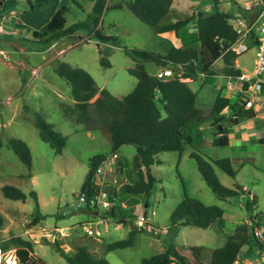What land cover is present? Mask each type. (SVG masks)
<instances>
[{"label":"rangeland","instance_id":"obj_1","mask_svg":"<svg viewBox=\"0 0 264 264\" xmlns=\"http://www.w3.org/2000/svg\"><path fill=\"white\" fill-rule=\"evenodd\" d=\"M28 1L8 0L3 3L10 5L4 11L3 24L6 28H14L16 32L10 36L0 34V214L4 219L0 226V245L14 236L33 241L35 244L30 264L36 260L43 261V264H68L55 250L53 241H57L67 254H72L77 245L86 244L95 257L104 256L110 264H140L143 258L160 253L170 244H174L178 251L187 254L190 252L193 255V264H208L213 250L222 246L227 236L235 232L236 227L247 224L251 231L253 218L256 219L255 224L262 223L263 219L260 217L264 216V144L256 138L261 136L262 125L264 128V114L261 113L260 119L248 117V114L244 118L235 116L241 108L253 109L254 104L245 100L248 96L243 92L237 99L235 95L231 96L234 104L231 107L232 121L226 122L232 128L229 144L215 146L206 151L208 158H233V166L238 170L235 177L228 176L219 168H216V173L227 187L238 183L243 189L239 196L219 198L200 174L195 160L189 156L192 148L185 145L181 153L165 150L157 155L159 163L151 166L157 181L149 197L133 194L115 197L118 205L116 211L120 217H111L104 214L105 212L87 214L71 209L69 204L79 193L89 169V160L96 154H108L105 162L106 173L97 180L99 183L101 181L102 188L108 187L118 191L122 183L134 181L135 174L129 172L133 162L134 145L121 147L119 163L115 156L110 154V143L100 131L85 130L75 122L71 88L68 82L55 72L56 62L51 60L50 64H43V53L39 50L30 53L32 49L46 48L33 42L31 31L43 30L39 24L43 23L44 18L36 11H44L49 5L44 9H30ZM31 1L33 3V0ZM126 1L109 0V5L119 2L124 4ZM54 2L55 0L52 3ZM205 3L212 5L211 0H175L165 22H173L193 13L196 14L195 19L200 21L197 13L199 10H205V6L199 5ZM248 3L249 0H221L218 8L232 12L239 9L235 4ZM69 7L67 24L79 20L75 12L76 4L71 2ZM24 12L35 13L28 18L33 24L31 27L18 24ZM101 20V33L117 37L119 43L112 47L107 55L109 67L100 65L95 38L85 41L79 34L62 37L59 46L52 48L48 55L51 57L56 51L63 49L64 60H60L84 68L99 86L108 88L116 96H123L134 88L137 81L136 77L128 72V67L132 66L134 61L126 54L125 48H144L162 53L161 37L125 5L122 8L106 10ZM195 21L193 20L194 23ZM188 27L189 25L181 29L185 33L183 37L177 35L175 42L180 44L178 46L188 42L198 45V41H195L197 36L188 32ZM172 33L169 32L171 35L165 37L171 39ZM162 42L163 46L168 44L164 40ZM237 63L246 67V73L251 72L254 68V49L250 48L239 55ZM213 67L218 73L213 82L203 84L201 75L195 79L197 81L191 82L192 86L200 84L198 92L202 88L207 89L203 96L201 94L198 97V105L206 116L202 121L203 125H207L216 116L211 112L214 100L218 93L224 95V89L226 90L224 87H216L224 81L223 74L219 72L222 60L215 62ZM146 68L154 74L159 67L146 63ZM259 78L264 79V75ZM181 79L189 81L187 78ZM259 94L264 98V84ZM262 104L264 105V99ZM36 113L67 136L61 153H56L49 143L40 138L34 124ZM212 131L211 128L207 129L205 136L211 138ZM11 138L22 139L28 144L32 156L31 168L28 169L9 147ZM109 167L113 170L110 171ZM6 183L22 188L28 198L22 201L5 197L1 186ZM244 185L254 193L249 195L256 199L252 209L247 205L248 190L243 188ZM31 190L37 193L40 211L38 216L36 200L30 196ZM185 195L205 204L219 205L224 211L223 218L216 220L208 228L193 225L172 226L171 213ZM153 210L155 215L152 216L150 214ZM143 211L150 217L143 225H136L135 217ZM74 212L76 213L73 214ZM86 227H92L100 234L90 236ZM134 227H138V230L131 246L107 251L105 243L126 238ZM15 247L17 248L11 244L9 248ZM16 254L21 257L19 252ZM255 256L262 255L254 252L252 260L242 259L241 263L260 264V260L255 259Z\"/></svg>","mask_w":264,"mask_h":264},{"label":"trees","instance_id":"obj_2","mask_svg":"<svg viewBox=\"0 0 264 264\" xmlns=\"http://www.w3.org/2000/svg\"><path fill=\"white\" fill-rule=\"evenodd\" d=\"M53 1L33 0L30 9H44ZM174 1L127 0L124 4L119 2L109 5V0H95L85 18L67 24L69 4L71 2L79 4V2L78 0H61L52 13L46 28L40 31L33 30L34 40H31L47 46L62 37L85 32V35H79L80 38L86 39L85 41L95 38L100 55V65L109 67L107 55L112 47L119 43L117 37L104 35L100 31L101 18L105 11L122 8L125 5L139 20L150 26L156 34L171 30L178 32L181 28L187 27L196 14L178 18L173 22H165ZM211 2L213 9H202L197 13L200 19L198 35L195 39L199 43L197 46L191 43L176 46L168 39L162 38L160 42L162 53L144 48H125L126 54L134 61L133 65L128 67V72L137 79L134 88L126 95L116 96L108 88L99 86L94 77L82 67L73 66L60 59L54 60L56 62L55 72L70 85V93L74 100L73 118L75 122L85 130L100 131L110 143V154L114 155L119 163L118 150L124 145L135 146L132 167L129 170L135 174V179L131 183H122L118 191L103 187L112 198L122 194L149 197L157 181L151 171V166L154 163H159L157 155L165 150L181 153L185 145L192 148L189 156L195 160L200 174L219 198L239 196L243 191L238 183H235L233 187H227L220 181L216 173V168H219L228 176L235 177L238 170L233 166V158L212 159L206 156L207 150L215 146L229 144L231 127L227 126L226 122L229 118L223 111L234 104L229 97L217 94L211 109V112L216 116L208 123L213 130V136L208 138L205 136L207 129H200L206 116L198 105V93L181 79H197L202 75L203 84L213 82L214 77L218 75L213 66L219 59L222 60V67L219 71L221 74L233 77L242 73L239 68L235 67V61L239 54L227 50L237 38V32L228 22V17L233 15V11L220 10L218 6L221 0H211ZM8 6L7 4L0 5V17L3 16ZM238 8L243 13L245 12L241 6ZM201 11L204 12L202 16H200ZM163 40L168 44L163 46ZM146 63H153L160 67H172L175 70V75L171 78H159L147 70ZM154 81H156L155 86ZM252 110V108H241L235 113V116L244 118ZM34 124L40 138L49 143L56 153H61L66 145L67 136L56 130L40 114H35ZM256 140L264 144V136H259ZM8 145L27 165L28 169L31 168L32 156L28 144L22 139L11 138ZM107 158L108 154L106 153L96 154L90 158L89 169L81 184L80 193L90 196L102 188L95 182V175L98 167L106 162ZM1 192L5 197L13 200L25 201L28 198V194L14 184H3ZM30 196L36 200V215L38 216L40 211L36 191L31 190ZM255 203V197L248 195V207L252 209ZM146 205H148V201H146ZM117 208L118 205H114L110 211L104 214L120 217L117 214ZM78 210L90 214L87 209L80 208ZM223 214L224 211L219 205L205 204L196 198L185 195L173 209L170 219L172 226L193 225L208 228L216 220L222 219ZM260 218L264 223V216ZM3 220V216L0 214V226H2ZM255 222L256 219L253 218L252 224L254 225L251 224V231L247 224L236 227L235 232L227 236L225 243L213 250L208 264H242L241 250L244 246H248L253 253L263 255L264 238L260 239L255 236L253 229L258 225ZM137 230L138 227H134L126 238L105 243L107 251L131 246ZM11 244L17 246V252H19L22 262L26 263L33 257L31 253L35 244L33 241L14 236L4 241L2 248L7 250ZM53 246L68 264H110L104 256L95 257L87 245H77L72 254H67L57 241H53ZM252 255H247L246 258ZM193 259L190 252L188 254L180 252L174 244H170L164 251L143 258L140 264H170L172 262L174 264H193Z\"/></svg>","mask_w":264,"mask_h":264},{"label":"built area","instance_id":"obj_3","mask_svg":"<svg viewBox=\"0 0 264 264\" xmlns=\"http://www.w3.org/2000/svg\"><path fill=\"white\" fill-rule=\"evenodd\" d=\"M8 0H0V4H3ZM240 0H234V2ZM237 6V4H235ZM245 12L241 10L233 11V15L228 17V22L237 32V38L233 41L227 50H232L236 54H243L250 48L254 49V68L249 73H241L237 76L223 75L224 82L218 84L216 87L219 89L226 88L232 91V95L236 97L241 93H245L248 97L245 100L249 104L258 105L263 101V97L259 94L260 89L264 84V79H260L261 75H264V0H249L247 5H240ZM238 7V6H237ZM4 15L0 17V34L12 35L16 31L11 27H5L3 24ZM159 78H171L175 75V70L172 67H162L157 73ZM260 131L261 136H264V128ZM110 164V163H109ZM112 171L113 168L109 167ZM106 173L105 162L98 167L95 175V182L99 178H102ZM116 205L115 197L112 198L110 193L101 188L97 193L86 196L85 193H78L73 202L69 204V207L75 211L78 209H87L91 213L99 214L102 212L110 211L111 208ZM150 215H155L153 210ZM149 214L144 211L139 213L135 217L136 225H143L149 217ZM256 237L263 239L264 223L257 225L253 229ZM88 235L100 234L99 231H95L92 227H86ZM13 249V251H11ZM11 251V252H10ZM17 248H9L7 250L0 245V264H30L24 263L21 257H17ZM264 255V253H263Z\"/></svg>","mask_w":264,"mask_h":264},{"label":"crops","instance_id":"obj_4","mask_svg":"<svg viewBox=\"0 0 264 264\" xmlns=\"http://www.w3.org/2000/svg\"><path fill=\"white\" fill-rule=\"evenodd\" d=\"M61 0H55V2L54 3H52L51 5H49L46 9H44V11L43 10H39V11H36V10H33V11H36V13H39V14H41L42 15V17L44 18L43 19V23L42 24H39L40 26V29H44V28H46V26H47V24H48V22H49V20H50V17H51V15H52V13L54 12V10L57 8V6H58V3L60 2ZM94 1L95 0H78V2H79V4H76V6H77V9H75V12H76V16L78 17V19L79 20H81V19H83V18H85V16L87 15V13L91 10V8H92V5H93V3H94ZM10 6V5H9ZM199 6H205V10H209L210 8H211V4H200ZM33 11H31V12H33ZM25 13V12H24ZM33 14H35V13H30V12H28V14L27 13H25V14H23V15H21L20 17V20H19V22H18V24L19 23H21V24H19L20 26H22V27H27V26H32L33 24L32 23H30L29 21H28V18L31 16V15H33ZM4 15V14H3ZM5 16V15H4ZM193 20H196L195 21V23L193 22ZM193 20H191V22H190V24H189V29L188 28H185V30H189L188 32H191V34H193V35H195V37L198 35V27H199V20L198 19H193ZM22 21V22H21ZM24 21V22H23ZM28 21V22H27ZM102 24V23H101ZM42 25H43V27H42ZM103 25V24H102ZM101 25V26H102ZM100 26V27H101ZM14 29V28H13ZM37 29V28H36ZM182 29V28H181ZM181 29L178 31V32H175L174 30H171V31H166V32H162V33H159L158 34V36H160L161 37V39L162 38H165V39H168V38H166L165 36H168V35H171V34H169V32H173L172 33V37H171V39H168L172 44H174V45H176V46H178V45H180V44H178L177 42H175L176 40L175 39H177V35H180V37H183V34H185V33H183L182 31H181ZM32 32V31H31ZM77 34H79V35H82V34H86L85 32H78ZM8 36H10V35H8ZM62 38H60V39H58V40H56L55 42H53V43H51V44H49V45H47L46 46V48H39V49H32V50H30V53H33V52H35V51H40L41 53H43V60H44V62H43V64H45V63H47V64H50L49 62L52 60V62L55 60V59H62V60H64L63 59V55H64V50L63 49H61L60 51H56V53L53 55V56H51L50 57V55H48V53H50L52 50V48H55L56 46H59V44H60V42H59V40H61ZM179 42H181V41H179ZM185 44H189V42L188 43H185ZM199 44V43H198ZM42 49V50H41ZM47 54V55H46ZM237 60H238V58L236 59V61H235V67H237V68H239L241 71H242V73H245V68L246 67H241L238 63H237ZM218 61V60H217ZM216 61V62H217ZM215 64V63H214ZM159 68L158 69H156V71L154 72V74H156L162 67H160V66H158ZM151 73V72H150ZM151 74H153V73H151ZM187 80H189V81H186L189 85H190V87L193 89V90H195V91H197V89L200 87V84L198 85V86H192L191 85V82H194V81H197V80H195V79H191V78H187ZM224 82V81H223ZM205 91H207V89H205V88H202L201 90H200V92H198L197 91V93H199L198 94V97H199V95H201L202 94V96L204 95V92ZM224 91H225V96H227V97H229L230 99H231V102H232V98H231V96H232V91H230V90H228V89H224ZM230 93V94H229ZM236 97V96H235ZM236 99H237V97H236ZM199 100V99H198ZM230 108L231 107H228V108H226V109H224V114L225 115H227L228 116V118H229V120L230 121H232V108H231V110H230ZM252 111H254L255 112V114L254 115H252L251 117H258L259 119H260V117H261V113H262V115L264 114V105L262 104V102L261 103H259L258 105H253V110ZM251 111V112H252ZM262 111V112H261ZM250 113V112H249ZM260 116V117H259ZM262 121H264V117H262ZM228 126V125H227ZM231 127V126H230ZM209 129L210 128V126H209V124H207V125H202V126H200V129ZM232 129V128H231ZM213 132V131H212ZM212 132H211V134H212ZM241 139H243L242 137H241ZM134 150H135V146H134ZM118 153H119V155H120V150H118ZM134 153H135V151H134ZM121 156V155H120ZM243 188L244 189H246V190H248V195H253L254 193L250 190V189H248L245 185L243 186ZM76 212H74L73 214H75ZM75 225H77V223L75 222L74 223ZM80 245H86V244H80ZM73 252H75V250H73ZM256 252H258L257 250H256ZM253 254V252L252 251H250L249 250V248H248V246H244L243 248H242V250H241V259H243V260H252L253 258L251 257V256H249L248 258H246V256L247 255H252ZM255 259H258V260H260V264H264V255H262V256H255Z\"/></svg>","mask_w":264,"mask_h":264},{"label":"water","instance_id":"obj_5","mask_svg":"<svg viewBox=\"0 0 264 264\" xmlns=\"http://www.w3.org/2000/svg\"><path fill=\"white\" fill-rule=\"evenodd\" d=\"M28 2H29V5L31 6V5H32V1L29 0ZM203 14H204V12L201 11V12H200V16H202ZM155 85H156V81H154V86H155ZM254 114H255V112L252 111V112L248 113V117H250V116H252V115H254ZM31 261H32V259H29V260H28V263H32ZM33 264H43V262H42L41 260H36L35 262H33Z\"/></svg>","mask_w":264,"mask_h":264},{"label":"clouds","instance_id":"obj_6","mask_svg":"<svg viewBox=\"0 0 264 264\" xmlns=\"http://www.w3.org/2000/svg\"><path fill=\"white\" fill-rule=\"evenodd\" d=\"M235 2H236V1H235ZM1 5H2V4H1ZM237 5H238V4H237ZM239 6H240V5H239ZM211 7H212V6H211ZM210 9H211V8H210ZM210 9H209V10H210ZM201 76H202V75H201ZM144 212L146 213V211H144ZM90 214H91V211H90ZM93 214H94V213H93ZM90 236H91V235H90Z\"/></svg>","mask_w":264,"mask_h":264},{"label":"bare ground","instance_id":"obj_7","mask_svg":"<svg viewBox=\"0 0 264 264\" xmlns=\"http://www.w3.org/2000/svg\"><path fill=\"white\" fill-rule=\"evenodd\" d=\"M11 251H13V249H12ZM11 251H10V252H11Z\"/></svg>","mask_w":264,"mask_h":264}]
</instances>
